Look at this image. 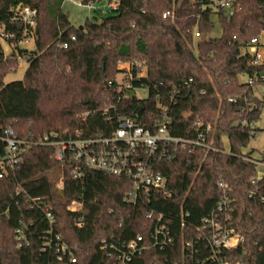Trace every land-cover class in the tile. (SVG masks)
<instances>
[{
	"label": "trees",
	"instance_id": "obj_1",
	"mask_svg": "<svg viewBox=\"0 0 264 264\" xmlns=\"http://www.w3.org/2000/svg\"><path fill=\"white\" fill-rule=\"evenodd\" d=\"M219 1L120 0L118 9L107 14L94 10V18L79 28L63 10V0H0V23L16 32L9 38V53L0 42V151L8 128L29 142L19 164L0 177V264H59L57 241L73 249L74 264H118L104 241L138 235L149 247L136 253L132 264H199L207 260L208 245L206 237L198 243L194 238L223 195L221 181L231 199L226 224L244 237L238 248L226 251L227 257L264 264V176L253 184L257 165L247 159L264 162V148L260 159L254 148L246 150L264 109V96L254 90L264 81L250 84L247 78L264 75V63L254 64L245 50L264 32V0H233L231 14ZM20 3L37 9L35 50L20 46L22 31L10 22ZM167 10L173 15L163 17ZM215 17L220 36L210 35ZM196 29L199 38H194ZM20 57L29 62L23 78L6 83ZM124 61L137 64L120 69ZM139 88L148 94L140 95ZM177 88L179 93L172 92ZM164 113L169 132L177 137L196 138L195 119L203 122L201 128L210 124L207 137L216 148L181 149L174 163L161 166L170 192L150 189L137 201L127 199L133 185L126 176L79 166L70 158L57 160L54 147L37 142L51 133L108 136L120 116L153 129ZM58 169L67 202L54 189L52 171ZM75 169L81 176L74 175ZM75 200L82 203L80 212L68 209ZM157 224H166L174 237L164 248L151 239ZM19 228L29 240L20 247ZM188 240L194 241L193 250Z\"/></svg>",
	"mask_w": 264,
	"mask_h": 264
},
{
	"label": "built area",
	"instance_id": "obj_2",
	"mask_svg": "<svg viewBox=\"0 0 264 264\" xmlns=\"http://www.w3.org/2000/svg\"><path fill=\"white\" fill-rule=\"evenodd\" d=\"M66 0H63V2ZM78 4L86 5L89 10H98L102 14H107L118 9L120 0H107L104 7H95L94 3H83L73 0ZM219 6L226 9L229 14L233 12V0H221ZM173 15L172 10H167L163 13V17ZM11 24L18 26L19 31H22V39L26 41L32 36L37 26V9L30 5L20 3L13 8V13L10 20ZM16 32L11 29H6L3 23H0V42L4 48L9 46V38H14ZM201 33L198 29L194 32V38H199ZM74 39V36L72 37ZM263 45L259 37H253L249 44L245 47L246 52L251 54L254 64L264 63ZM63 47H67V43H63ZM132 61H124L118 64L120 69L130 70L133 65ZM137 64V63H136ZM143 73V72H142ZM263 80L264 75L249 76L248 83L253 84L256 80ZM190 81L192 78L189 79ZM188 81H184L187 84ZM138 92L142 96H146L148 91L146 88H139ZM172 92L179 93L180 89H172ZM264 96V92L261 94ZM230 100H234L233 97ZM162 108H166L163 104ZM186 114H190V109L185 110ZM170 118L167 114L154 121L153 129L144 127L136 119L120 116L119 126L108 135L81 136L80 133L75 135L68 134L66 136H57V134H44L37 142L54 147V156L57 160L70 158L77 165H85L90 168L108 172L115 175L126 176L131 180L133 189L128 195V200L137 201L143 193H148L150 189H160L165 193H169L166 187L168 177L161 169L162 165L174 163L178 158V153L181 149L190 146L192 149L195 146H202L208 149H215L212 145V140H208L207 134L211 129V125H203L200 119L194 120V125L198 131L196 138H182L173 136L167 124ZM253 125V123H251ZM254 135V132H253ZM4 142L3 150L0 151V177H3L9 168H13L19 164V154L29 145V142L23 141L15 137L12 128L5 129V134L1 138ZM257 165V174L251 178V182L255 184L264 176V162L256 158H247ZM263 167V168H261ZM75 176H81L78 169L74 171ZM220 187L223 191L217 206L202 219V223L197 229V236L194 238L196 243L206 237L208 253L207 260L199 261V264H240L238 259H229L226 251L238 248L244 241L241 233L235 228L229 227L226 222L229 220L231 213V199L227 194L225 182H220ZM56 195L63 202H67V197L64 190L63 175L57 176L54 182ZM255 191L251 190L249 196L253 197ZM262 201L264 197H261ZM82 203L72 201L68 204V209L80 212ZM152 212L148 213L150 217ZM45 216L52 222L54 216L52 212L45 208ZM164 215L158 216L159 221ZM79 225L83 221L78 222ZM170 228L166 224H157L156 229L151 234V239L154 245L164 248L167 244L174 242V237L171 235ZM18 246L29 244V240L22 229H17ZM57 239L59 236L56 237ZM114 237H112V240ZM104 241V249L110 254H115L118 264H132L136 253L141 254L145 251L149 244L145 243L142 235L129 241ZM188 249H194V241H186ZM76 246H74L75 248ZM56 252L59 259V264H74L77 258L73 255V249L64 242H56ZM188 264H192L187 261ZM182 261L181 264H187Z\"/></svg>",
	"mask_w": 264,
	"mask_h": 264
},
{
	"label": "rangeland",
	"instance_id": "obj_3",
	"mask_svg": "<svg viewBox=\"0 0 264 264\" xmlns=\"http://www.w3.org/2000/svg\"><path fill=\"white\" fill-rule=\"evenodd\" d=\"M75 1L79 2V0H75ZM106 2L107 0H102L100 2L94 3L93 5L95 7H104L106 5ZM62 8L65 12L68 13L70 20L75 27H79L83 25L88 19H93L95 16L94 10L91 11L86 5L78 4L74 2L73 0L64 1L62 4ZM221 32H222L221 24L218 21L217 17H215L214 27L210 35L220 36ZM260 40H261V43L264 44V32L260 35ZM20 46L27 50H35L36 48L35 38L31 36L26 41L21 42ZM4 49L7 53H9L10 47L7 46ZM263 51H264V45H263ZM28 66H29V62L27 58L20 57L18 69L14 72L8 73L5 76L4 81L8 83L10 81L22 79ZM242 79L246 80V76L242 77ZM254 90L257 94L261 95L264 92V86L257 85L255 86ZM254 126L258 128V130L254 131V135L251 137L246 150L254 148L253 155L257 157L258 159H260L262 156L263 148H264V109H263L260 119L255 122ZM225 140L227 141L226 138ZM60 175H62L61 169L52 171L53 182H55V180L57 179V176H60Z\"/></svg>",
	"mask_w": 264,
	"mask_h": 264
},
{
	"label": "water",
	"instance_id": "obj_4",
	"mask_svg": "<svg viewBox=\"0 0 264 264\" xmlns=\"http://www.w3.org/2000/svg\"><path fill=\"white\" fill-rule=\"evenodd\" d=\"M79 28H83V25L79 26Z\"/></svg>",
	"mask_w": 264,
	"mask_h": 264
}]
</instances>
